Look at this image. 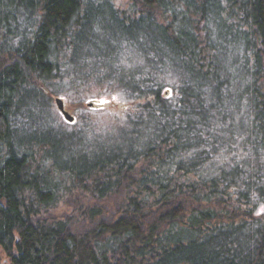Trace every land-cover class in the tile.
Here are the masks:
<instances>
[{"label": "trees", "instance_id": "trees-1", "mask_svg": "<svg viewBox=\"0 0 264 264\" xmlns=\"http://www.w3.org/2000/svg\"><path fill=\"white\" fill-rule=\"evenodd\" d=\"M128 1L0 0V264H264V0ZM94 76L125 121L55 130Z\"/></svg>", "mask_w": 264, "mask_h": 264}, {"label": "rangeland", "instance_id": "rangeland-1", "mask_svg": "<svg viewBox=\"0 0 264 264\" xmlns=\"http://www.w3.org/2000/svg\"><path fill=\"white\" fill-rule=\"evenodd\" d=\"M115 7L118 10L125 11L129 6L128 0H113ZM163 85L160 90V95L164 98L171 97L169 90L176 83V80L169 76H162ZM98 77H93L92 80L85 82L82 85L68 88V91L64 89L57 90L54 98L64 100L66 111L76 118V124L74 126L68 125L63 121L59 115L58 110L54 102H52V123L55 130L64 135H70L72 133L82 131L87 138L93 139L107 134L120 127L125 121L130 110V106L127 105L129 101L123 94L118 85L104 84L99 82ZM106 101V103H100V101ZM93 103L92 109H87L85 105ZM264 205L259 204L256 207V214H262L261 209ZM70 212V209L65 206L64 202L61 203L53 213L60 217L63 213Z\"/></svg>", "mask_w": 264, "mask_h": 264}, {"label": "water", "instance_id": "water-1", "mask_svg": "<svg viewBox=\"0 0 264 264\" xmlns=\"http://www.w3.org/2000/svg\"><path fill=\"white\" fill-rule=\"evenodd\" d=\"M55 106L58 110V112L61 114L63 120L67 124H73L75 121V118L71 116L66 110H65V105L64 101L62 99H55L54 100Z\"/></svg>", "mask_w": 264, "mask_h": 264}, {"label": "flooded vegetation", "instance_id": "flooded-vegetation-1", "mask_svg": "<svg viewBox=\"0 0 264 264\" xmlns=\"http://www.w3.org/2000/svg\"><path fill=\"white\" fill-rule=\"evenodd\" d=\"M87 109H92L93 108V103L87 104L86 105ZM66 110V109H65ZM59 113V112H58ZM59 115L61 116V114L59 113ZM62 117V116H61ZM63 119V118H62ZM64 121V120H63ZM75 122V121H74Z\"/></svg>", "mask_w": 264, "mask_h": 264}, {"label": "snow or ice", "instance_id": "snow-or-ice-1", "mask_svg": "<svg viewBox=\"0 0 264 264\" xmlns=\"http://www.w3.org/2000/svg\"><path fill=\"white\" fill-rule=\"evenodd\" d=\"M100 103H106V101H100ZM261 212H264V208L261 209ZM259 214V213H258Z\"/></svg>", "mask_w": 264, "mask_h": 264}]
</instances>
